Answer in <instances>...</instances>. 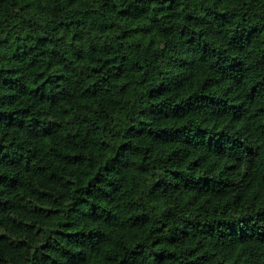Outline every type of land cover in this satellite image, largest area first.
<instances>
[{"label": "trees", "instance_id": "obj_1", "mask_svg": "<svg viewBox=\"0 0 264 264\" xmlns=\"http://www.w3.org/2000/svg\"><path fill=\"white\" fill-rule=\"evenodd\" d=\"M0 264H264V0H0Z\"/></svg>", "mask_w": 264, "mask_h": 264}]
</instances>
